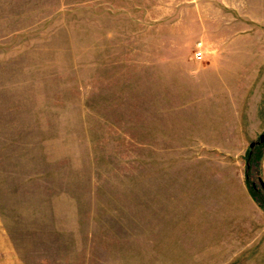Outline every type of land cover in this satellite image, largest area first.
<instances>
[{"label":"rangeland","instance_id":"rangeland-1","mask_svg":"<svg viewBox=\"0 0 264 264\" xmlns=\"http://www.w3.org/2000/svg\"><path fill=\"white\" fill-rule=\"evenodd\" d=\"M222 13L264 47L257 0H0V264H264V78L218 133L191 77Z\"/></svg>","mask_w":264,"mask_h":264},{"label":"crops","instance_id":"crops-1","mask_svg":"<svg viewBox=\"0 0 264 264\" xmlns=\"http://www.w3.org/2000/svg\"><path fill=\"white\" fill-rule=\"evenodd\" d=\"M257 1L264 5V0ZM216 17L217 15H214L213 21L211 18L209 19L206 29L208 40L213 42V45H208L209 49L207 50H201L202 59H204L205 53L209 57L206 70L200 75L194 74L191 77L196 80L205 78L210 89L207 100L212 113L208 114L207 123L210 124V127L207 132L222 133L235 130L232 127L240 125V117L243 115L241 108L244 104L235 105L234 102L239 99L233 98L232 86L241 85L238 80L245 76L254 79L251 81L253 85L256 84L257 76L264 78V47L256 44L255 33L250 31L247 34L232 37L233 31L239 32L242 29L240 18L231 20L224 13L220 14L217 19ZM254 19L250 18L251 31H254L256 27ZM261 24H263L261 30H264V18L261 20ZM241 40L247 43L242 44ZM244 53H246L245 56L241 55ZM257 53L260 55H256ZM189 65L199 66L202 65V62L198 64L190 62ZM245 100L247 97L243 94L241 101Z\"/></svg>","mask_w":264,"mask_h":264},{"label":"water","instance_id":"water-1","mask_svg":"<svg viewBox=\"0 0 264 264\" xmlns=\"http://www.w3.org/2000/svg\"><path fill=\"white\" fill-rule=\"evenodd\" d=\"M264 142V133L260 136V141L259 142H252L251 147H254L256 144Z\"/></svg>","mask_w":264,"mask_h":264},{"label":"built area","instance_id":"built-area-1","mask_svg":"<svg viewBox=\"0 0 264 264\" xmlns=\"http://www.w3.org/2000/svg\"><path fill=\"white\" fill-rule=\"evenodd\" d=\"M195 57H196L197 59H202V51H201V50L196 51V53H195Z\"/></svg>","mask_w":264,"mask_h":264}]
</instances>
